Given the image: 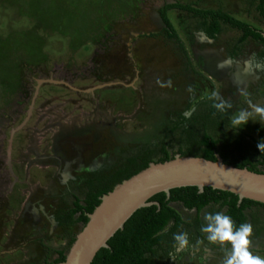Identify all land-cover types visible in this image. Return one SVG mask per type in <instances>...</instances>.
Masks as SVG:
<instances>
[{
  "label": "rangeland",
  "instance_id": "obj_1",
  "mask_svg": "<svg viewBox=\"0 0 264 264\" xmlns=\"http://www.w3.org/2000/svg\"><path fill=\"white\" fill-rule=\"evenodd\" d=\"M198 1L200 9H221L237 18L245 15L249 0H0V264H45L48 247L65 249L70 233H80V227H75L52 234L45 230L40 235L18 224V210L9 194L13 179L5 161L10 135L26 118L16 136L23 155L30 153L27 149L34 143L42 151L61 133L57 124L70 127L78 121L79 126L108 121L112 129L100 132V148L120 165L146 147L157 146L156 137L169 135L181 124L180 116L190 118L203 101L211 104L208 96L215 87L201 76L189 81L185 58L176 42L166 38L159 14L165 5ZM46 8L48 14L43 13ZM168 17L189 53V36L198 32V21L177 10L169 11ZM236 37L227 27L218 46L229 49ZM157 78L171 79L173 86L160 88ZM189 86L194 92L187 91ZM256 125L264 126L249 121L239 130L247 151L258 138ZM234 132L223 127L219 134ZM19 155L12 153L16 173L25 169V159L21 165L16 162ZM34 169L42 179L16 188L15 198L21 200L20 190L25 188L37 191L38 197L46 188L61 190L57 183L53 185V168L45 174ZM174 207L185 220L191 219L181 205ZM248 217L252 250L264 257V211L251 210ZM39 237L44 241L40 243ZM216 256L211 264H221L224 249ZM54 258L52 254L48 261Z\"/></svg>",
  "mask_w": 264,
  "mask_h": 264
},
{
  "label": "trees",
  "instance_id": "obj_2",
  "mask_svg": "<svg viewBox=\"0 0 264 264\" xmlns=\"http://www.w3.org/2000/svg\"><path fill=\"white\" fill-rule=\"evenodd\" d=\"M43 5L44 3L41 2L40 8H43ZM194 5L197 6L198 2ZM194 5L171 4L160 11L163 22L170 30L166 31L169 39L181 42L168 17V12L176 9L198 18L200 28L211 39L217 40L224 32L225 26H230L233 29L246 31L239 43L244 44L252 38L264 47L263 34L240 23L221 9L206 10ZM49 11L50 9L46 8L43 13L48 14ZM259 11L264 16V0L261 1ZM201 105L197 107L190 120L180 116L181 124L175 126L169 135L156 137L157 146L150 145L128 157L109 178H96L90 181L88 191L83 194L84 199L76 197L74 208L62 218L66 227L68 229L80 227L81 232L89 222L88 216L101 204V199L112 192L117 185L144 171L152 163L163 164L174 160L178 155L212 162H216V157L220 156L229 166L264 174V153H261L257 147L258 142L264 140V126L254 127L258 138L254 141L253 148L247 151L242 143L244 139L242 131L234 132L232 135L219 134L223 127H228L231 111L227 114L216 112L211 104H206V101ZM176 131H178L177 135L174 133ZM149 202L155 205L137 211L125 224L124 229L118 231L109 240L108 248L99 251L92 264H171L172 257L176 255L174 234L187 232L193 241L205 238L206 234L200 231L204 224L203 218L200 217L201 213L223 212L232 218L236 226H239L248 223L250 210L264 211L263 204L250 200L239 203L236 195L211 188H205L203 193H199L196 187L175 189L171 191L170 197L160 193ZM174 205H181L188 211L195 210L196 217L187 222ZM260 224L259 222L258 225ZM70 236L68 247L60 251H52L58 255V258L50 262L47 258L45 264H62L66 261L67 253L76 241L77 234L70 233Z\"/></svg>",
  "mask_w": 264,
  "mask_h": 264
},
{
  "label": "flooded vegetation",
  "instance_id": "obj_3",
  "mask_svg": "<svg viewBox=\"0 0 264 264\" xmlns=\"http://www.w3.org/2000/svg\"><path fill=\"white\" fill-rule=\"evenodd\" d=\"M261 1L262 0H249L244 6L245 15L241 13L242 15L238 14L236 18L228 14L237 19L240 23L246 24L248 27L264 36V16H262L259 11ZM199 2L200 1H198V5ZM196 3L197 2L194 4ZM195 6L196 5H194V7ZM164 7H162V9ZM189 17L198 21V32H194L189 36L190 40H188L190 42H188V44L190 43V46L188 49L189 53H187L179 35L180 43H178L176 39L168 38L166 31L170 30L167 28L160 15L162 23L165 26L164 31L166 32V38L176 42V46L185 58L186 62L184 68L185 71L190 73L189 81H194L195 77L201 76V80H204L208 85H213L215 90L220 91L225 98H230L232 100L234 107L230 110L231 113L235 112L237 108L246 107V97L264 105V47L259 45L252 38H249L244 44L239 43L241 38L245 36L246 31L233 29L230 26H225V29L228 27L237 35L235 41L231 42L230 47L228 46L229 49H225L224 46L219 47L218 41L225 30L217 40L211 39L200 28V20L190 15ZM235 48L236 51L234 52ZM221 62H226V66L219 68L218 65ZM257 65H260V67H257ZM217 86H220L219 89ZM95 102L94 105L97 107L99 101L95 99ZM193 111L194 108L190 113H193ZM183 116L186 117V115ZM191 117L187 119L190 120ZM25 121L27 122L28 119L26 118ZM75 122H77V119H75ZM77 123H79V121ZM77 123H75V125L73 123L70 127H65L61 123L57 124L61 133H58L59 135L55 134L53 140H50L51 142L45 145L42 151L37 144L33 142V148L30 150L27 149V151L30 152H28L29 154L27 155H23L25 151L19 148L21 143H19L18 138H16L23 124L13 129L12 135H10V139L8 140L9 146L5 162L9 167V178L13 179V181L10 182L12 190L10 189L11 192L9 194L13 197L11 203L13 202L16 206V210H18V224L40 235L44 233L45 230H48V233L52 234L54 231L67 229L62 218L68 211L74 208L73 205L76 197L84 199L83 194L88 191V184L90 181L96 178H109L110 175L122 165L114 164L111 160V155H109L107 151L103 152V148H100V132L105 129L110 131L112 129L110 122L107 121L105 124L94 122L90 124L91 122L87 121L86 124L80 126L77 125ZM152 143H155V141ZM48 151L51 153L49 154ZM13 152L20 153L16 161L19 165H21L25 159V169L22 168L24 171L22 169L21 171L16 170L18 173L14 171V166L12 165ZM31 156L32 158H30ZM34 168L43 169L42 172L44 174L46 172L45 170L53 168L54 171L52 176L54 178L53 180H56L54 181L55 183L52 181L53 185L57 183L61 190L51 192L49 191L50 188H46L42 196L38 197L40 194H38L37 191L28 192V189L25 188L21 189L20 192H22L25 197V191H27L28 197L24 198L22 196L21 200L15 198L14 194L16 195V192L14 193V190L16 188L19 186L23 187V185L28 186L29 183L34 182L35 178L42 179L40 174H36ZM32 172L34 176L31 177ZM43 178L45 179L46 177ZM8 202H10V200H8ZM69 206H71L70 209H67ZM184 210L188 216L190 215V220L196 217L195 210ZM200 217L203 218V213H201ZM190 220L186 221L188 222ZM259 232L260 230L257 229V236ZM79 234H77V236ZM188 239L190 247L186 250L176 252V255L171 259V264H182V261L183 264H186V262L187 264H195L196 262L197 264H211L217 257L216 253L223 250L222 248L217 249V246L210 244L206 240V236L203 239H197L204 241L198 247H196L197 240L193 241V239L189 238V235ZM39 240L41 243L43 240L42 237H39ZM54 250L60 251L62 249H52L48 247L47 255L44 258L45 261L47 258H50L52 254L56 255V258L53 260L58 258V255L52 252ZM186 257L189 258L186 259Z\"/></svg>",
  "mask_w": 264,
  "mask_h": 264
},
{
  "label": "water",
  "instance_id": "obj_4",
  "mask_svg": "<svg viewBox=\"0 0 264 264\" xmlns=\"http://www.w3.org/2000/svg\"><path fill=\"white\" fill-rule=\"evenodd\" d=\"M212 162L202 158L176 156L174 160L150 166L117 185L101 199L89 215V222L77 236L62 264H92L100 250L139 210L155 203L149 201L160 193L170 197L172 190L196 187L231 193L239 203L250 200L264 205V174L238 169L224 163L220 156Z\"/></svg>",
  "mask_w": 264,
  "mask_h": 264
},
{
  "label": "clouds",
  "instance_id": "obj_5",
  "mask_svg": "<svg viewBox=\"0 0 264 264\" xmlns=\"http://www.w3.org/2000/svg\"><path fill=\"white\" fill-rule=\"evenodd\" d=\"M226 62H221L218 67L223 68ZM260 67V65H257ZM157 86L160 88H171L172 80L166 82L157 78ZM187 91L194 92L189 86ZM208 99L211 107L216 112L227 114L233 109L234 105L230 98H225L218 90L211 91ZM259 118V120H257ZM249 121L259 122L264 125V105L254 102L246 97V107L237 108L228 120V128L238 132L244 128ZM257 147L264 153V140L258 142ZM204 224L200 231L206 234V240L213 245H219L224 249V258L221 264H264V257L254 254L252 250L253 228L250 223H242L236 226L229 215L223 212L205 213L203 216ZM167 231V229H165ZM174 249L176 252L186 250L190 247L187 232H179L173 235ZM203 240L196 241V247L202 244Z\"/></svg>",
  "mask_w": 264,
  "mask_h": 264
}]
</instances>
